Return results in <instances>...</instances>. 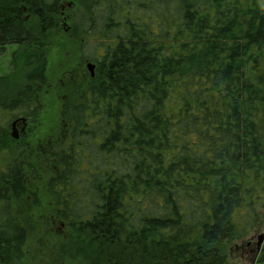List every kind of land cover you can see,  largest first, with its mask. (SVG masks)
Here are the masks:
<instances>
[{"label": "trees", "instance_id": "obj_1", "mask_svg": "<svg viewBox=\"0 0 264 264\" xmlns=\"http://www.w3.org/2000/svg\"><path fill=\"white\" fill-rule=\"evenodd\" d=\"M61 2L0 0V46L17 44L14 58L30 68L8 106L20 114L39 113L30 107ZM89 9L103 52L65 105L48 181L55 214L90 240L98 264H229L223 245L258 226L264 208V0ZM7 131L0 123V264L23 255L32 229L27 147L7 145Z\"/></svg>", "mask_w": 264, "mask_h": 264}, {"label": "rangeland", "instance_id": "obj_2", "mask_svg": "<svg viewBox=\"0 0 264 264\" xmlns=\"http://www.w3.org/2000/svg\"><path fill=\"white\" fill-rule=\"evenodd\" d=\"M62 1L64 12L57 17L44 46L48 58L46 81L35 91L37 102L31 104L39 106V113L28 118L25 129L22 123L14 125L24 109L8 106L25 84L30 68L14 58L17 44L0 46V123L8 128L7 145L26 144L29 193L22 206L32 217L23 255L12 264H98L92 261L97 250L90 240L55 214L48 188L49 179L57 172L54 153L68 132L65 105L76 83L84 74H91L87 64L94 63L99 51L103 52L98 50L99 40L88 34L92 0ZM259 212L258 226L245 237L223 245L229 264H264V241L258 244L260 238L264 239V208Z\"/></svg>", "mask_w": 264, "mask_h": 264}, {"label": "flooded vegetation", "instance_id": "obj_3", "mask_svg": "<svg viewBox=\"0 0 264 264\" xmlns=\"http://www.w3.org/2000/svg\"><path fill=\"white\" fill-rule=\"evenodd\" d=\"M64 11H63V1L61 2L60 4V14H62ZM95 64V69H96V63L94 62ZM38 104V103H37ZM37 106V105H36ZM35 107V106H34ZM33 106L30 107V110L31 111H34L35 108ZM39 107V106H38ZM40 109V108H39ZM18 116H21V117H18L16 120H15V123L14 125H18V123H22V128L25 129V127L27 126L28 124V118H32V117H35L33 115H25V114H19ZM38 116V115H36ZM15 135V134H14ZM264 241L263 237L260 238V242H258V244H261L262 242Z\"/></svg>", "mask_w": 264, "mask_h": 264}, {"label": "water", "instance_id": "obj_4", "mask_svg": "<svg viewBox=\"0 0 264 264\" xmlns=\"http://www.w3.org/2000/svg\"><path fill=\"white\" fill-rule=\"evenodd\" d=\"M87 66H88V68H89V70H90V72H91V75L94 76V72H95V64H94L93 62H89V63L87 64Z\"/></svg>", "mask_w": 264, "mask_h": 264}]
</instances>
